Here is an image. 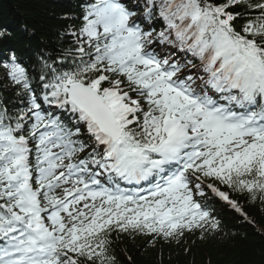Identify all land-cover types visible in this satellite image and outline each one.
<instances>
[{"label":"snow or ice","instance_id":"1","mask_svg":"<svg viewBox=\"0 0 264 264\" xmlns=\"http://www.w3.org/2000/svg\"><path fill=\"white\" fill-rule=\"evenodd\" d=\"M61 19L59 47L0 60V264L246 240L217 205L264 236V0H77Z\"/></svg>","mask_w":264,"mask_h":264},{"label":"trees","instance_id":"2","mask_svg":"<svg viewBox=\"0 0 264 264\" xmlns=\"http://www.w3.org/2000/svg\"><path fill=\"white\" fill-rule=\"evenodd\" d=\"M77 0H0V32L5 38L0 41V60L9 50L25 59L40 51L59 47L58 32L64 21V13L76 9ZM220 218L228 229L239 234H248L243 241H196L192 254L184 255L176 247L164 250V264H264V236L253 235L252 229L236 219L230 210L216 206ZM253 215L264 224L259 211ZM264 230V228H262ZM195 239V238H193ZM123 247L135 254L136 264H159L157 253L142 242H125Z\"/></svg>","mask_w":264,"mask_h":264}]
</instances>
